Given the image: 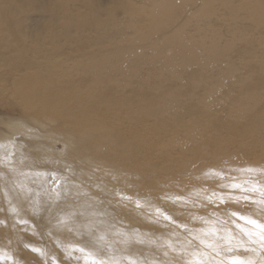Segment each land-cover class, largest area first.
<instances>
[{"label": "bare ground", "instance_id": "obj_1", "mask_svg": "<svg viewBox=\"0 0 264 264\" xmlns=\"http://www.w3.org/2000/svg\"><path fill=\"white\" fill-rule=\"evenodd\" d=\"M263 166L264 0H0V264H261Z\"/></svg>", "mask_w": 264, "mask_h": 264}, {"label": "snow or ice", "instance_id": "obj_2", "mask_svg": "<svg viewBox=\"0 0 264 264\" xmlns=\"http://www.w3.org/2000/svg\"><path fill=\"white\" fill-rule=\"evenodd\" d=\"M59 195H60L59 192H55V196L59 197ZM234 215H239V214L235 213ZM166 218L170 219V217H166ZM241 219H247L249 224L254 225L253 229L247 230V236L250 239L254 236L257 237L260 242L261 248L264 249V223H261L256 219H251L247 217H241ZM205 222L209 224V227L206 229H201V234L195 236L194 238L198 240L199 243L201 245H204L206 248L216 251L218 248V244L213 242L211 238L218 237L221 229L216 226L217 222H209V221H205ZM224 232H225V236L223 237V239H225L228 244H232L235 237L231 234V232L228 229H224ZM100 238L103 239L104 237L101 236ZM208 255L209 253L206 251L203 252L196 251L193 253L194 258L188 261V264H210V262L207 259H205V257H207ZM100 264H105V262L100 261ZM114 264H118V262H114ZM218 264H223V261L218 262ZM230 264H255V262L252 260H248L236 256L231 259ZM261 264H264V260L261 261Z\"/></svg>", "mask_w": 264, "mask_h": 264}, {"label": "rangeland", "instance_id": "obj_3", "mask_svg": "<svg viewBox=\"0 0 264 264\" xmlns=\"http://www.w3.org/2000/svg\"><path fill=\"white\" fill-rule=\"evenodd\" d=\"M261 170V172H259ZM255 177H256V180H255V182H252V183H249V187H248V184H247V182H241V188L242 189H244V190H246L247 191V193H248V191H249V193H257L258 192V190L262 187V185H263V181H264V166L263 167H260L259 169L257 168L256 170H255ZM258 174H259V176H258ZM212 176H213V174H212ZM232 176H233V172L231 171V170H227V169H225L224 171H223V174H220V175H214L213 177H211L213 180H217L219 177H221V179H222V181H230L231 180V178H232ZM263 176V179H260V177H262ZM258 179V180H257ZM261 180V181H260ZM255 189V192H254V189ZM240 189V188H239ZM245 191V192H246ZM213 195H214V192H213ZM246 202V199H244V203ZM172 204H174V203H172ZM52 257H56V255H53ZM52 262H53V260H52ZM124 264H129V263H127L126 261H124Z\"/></svg>", "mask_w": 264, "mask_h": 264}]
</instances>
